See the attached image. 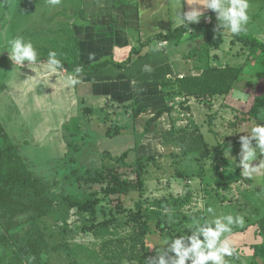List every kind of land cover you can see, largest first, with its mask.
<instances>
[{"label":"crops","instance_id":"obj_1","mask_svg":"<svg viewBox=\"0 0 264 264\" xmlns=\"http://www.w3.org/2000/svg\"><path fill=\"white\" fill-rule=\"evenodd\" d=\"M188 2L62 0L59 6L52 7L46 0H17L8 13L13 17L0 18V44L4 43L6 37L23 36L32 41L37 48L39 61L42 62L47 61L49 51H55L61 61L70 65L73 61L88 66L106 60L113 61L107 65L85 69L79 75L66 66L53 74L45 72L40 64L32 65L31 68L27 66L28 62H25L23 68L14 66L7 51L0 54V99L6 98L12 103L15 114H25L23 123L18 122L19 127L27 126L29 118L33 120L30 130L32 134L26 135L28 138L19 137L25 136L18 132L19 130L12 136L8 134L12 141L19 144L22 154L29 162L33 163L30 160L32 152L45 146L47 141L51 152H55L50 155L51 158H66L71 153L69 142L73 133L80 148L78 156H81L86 148L87 151H97L94 144H98L99 150L109 152L113 156L128 151L130 157L132 151H135L136 158H146L153 156L157 151L166 152V144L171 142L165 139L164 135L171 126L183 121L179 115H191L200 99L183 95L171 99L164 95V90L168 91L169 87H164L162 82L202 72V61L205 57H192L188 50H183L185 46H180L187 43V47H193L194 36L197 32H203L205 37V31L192 30L180 41L166 40L167 43L164 44H161L163 40L156 38V35L166 34L183 25L177 22L178 13L183 15L191 10L192 6ZM249 3L250 22L247 31L264 41V0H249ZM196 7L202 8L201 5ZM0 14L4 13L1 11ZM207 16L217 20L214 12L205 10V17L199 23H204ZM8 23L11 26L6 27ZM225 37L229 38L228 46L226 47L224 39L221 47L215 50L217 62L212 63L220 66L228 63H246L242 76L257 81L263 71L260 61L256 60V57H249L247 47L234 42L231 34L227 33ZM240 51L247 54V60H243ZM70 75L77 79L78 83H67ZM237 92L245 97L243 100L247 99L248 94L238 89H233L227 97L233 94L239 105H242V99L238 97ZM217 97L221 96L210 98L212 104ZM181 104L187 105V113L181 110ZM168 105H172L171 112L164 111L158 115V111ZM136 110L139 114L134 113ZM193 115H196L195 112ZM101 126L106 127L104 133L100 129ZM73 127L75 129L71 132ZM109 127L116 132L115 136L108 135ZM235 140L240 141L239 138ZM224 151L220 156H216L212 151V158H229L230 155L226 156ZM235 158L237 160V157ZM260 159H264V156ZM193 162L196 164L193 168L198 170L201 165L197 160ZM253 163L258 164L259 160ZM236 166L241 174L239 159ZM205 177V173L204 178L199 177L204 186ZM263 178L264 175L254 179L240 175L234 180H225L230 184L222 187H219L217 181H212V193L208 194L206 190L207 194L203 195L205 199H200L198 203L194 200L198 192L192 187L193 200L186 207L191 211L200 210L197 211L200 216L196 215V219L190 218L189 228H194L197 222L203 224L205 220L211 221L214 217L234 215L236 211L233 213L231 211L234 210L226 209L235 200L244 199L247 192L252 194V202H264V193L261 191L264 183H258V180ZM189 186L191 187L190 184ZM232 198L235 200L232 201ZM241 203L243 207V204L247 203L246 199ZM197 204L199 207L203 206V211L199 207L194 208ZM208 208H212L213 212L208 213ZM258 219L259 217H249L244 221L246 224L243 227L233 228L230 243L237 248L240 259L253 257V245L264 241ZM162 237L161 240L165 243L168 236ZM160 245L162 247V244ZM246 252L249 254L244 255Z\"/></svg>","mask_w":264,"mask_h":264},{"label":"trees","instance_id":"obj_2","mask_svg":"<svg viewBox=\"0 0 264 264\" xmlns=\"http://www.w3.org/2000/svg\"><path fill=\"white\" fill-rule=\"evenodd\" d=\"M217 24V20H213L210 24L198 23L190 26L183 24L166 34L156 35V38L180 41L189 31H205L203 44L200 47L193 48L190 55L192 57L199 55L201 58L207 57L208 59L209 57L215 58L217 54L212 55V52L221 47L225 35L228 33L225 32L223 36H218L214 31ZM231 36L234 42H240L249 49V57L260 56L259 61L263 67L260 79L253 81L242 76L246 63H228L225 66H220L208 60L199 74H188L176 80H164L162 85L166 88L169 87L168 91L164 90V95L171 99L177 95H183L196 97L200 100H211L210 98L216 96H227L233 89L242 90L248 94L247 99L251 102L248 109L242 108L238 118L239 122L253 121L256 125L264 123V41L248 31L246 34L239 36L231 34ZM61 62L70 71H75L77 67H80V74H82L85 69L107 65L113 61L106 60L90 66L84 65L79 61H73L71 65ZM247 99L240 100L244 108L246 107ZM171 110L172 105H168L164 109L159 110L158 115L164 111L171 112ZM134 113L139 114V111L136 110ZM73 134L69 142L71 153L63 159L64 161L62 159L56 160L60 166L66 164L74 167L78 161L80 148L74 137L76 135ZM108 135L113 137L116 132L109 127ZM164 138L171 143L179 142L184 157L192 156L201 166L204 159L212 158L213 156L208 142L198 127L190 131L187 128L175 130L174 126H172L164 135ZM0 139L3 142L0 146V211H2L0 212V222L5 228L4 233L0 236V243L9 251H13L22 263L27 264V259L31 258L37 264H51L50 250H56L60 255L66 254L70 259V264L78 263L80 250L85 251L87 248L69 241L72 231L68 224L69 211L72 208H77L80 214L84 215L87 213L91 220L96 221L98 218V206L102 202V198H99L100 191L57 193L53 190V185L50 182L30 167V162L22 154L19 144L11 140L1 121ZM105 154L117 162L122 161L124 166L131 168L136 175L135 179L125 177L115 165L88 167L83 173H80L79 179L87 185L101 184V192L104 194L106 202L121 208L123 201L120 196L123 193L134 190L141 191L143 189L146 165L142 161L146 162L147 159H152L153 156L146 158L137 157L135 163L132 164L127 161L128 151L118 156H113L109 152H105ZM214 159L220 168L230 166L228 157H215ZM237 162H235L236 165ZM223 173L219 174L222 179L217 180L219 187L230 184L229 181H225L226 177ZM75 174H78V172L75 171ZM178 174L180 176L196 175L204 178L202 167L198 170H193L191 173L178 171ZM187 188H190L188 183L186 191L180 195L155 198L147 201V203L138 201L137 213L134 219L137 218L139 224L132 233L117 235L110 228L108 221H106L108 219L101 222H93L91 228H93L94 234H110L102 241V253L99 254L93 251L94 256L100 259H98V264H120L124 259L141 260V258L145 257L148 250L147 234L150 232L148 231L147 223L150 220L156 222L161 234L172 236V238L185 233L190 234V229H192L191 227L189 228L190 218L196 219L195 216L197 215L198 217L199 214L185 212V207L192 202L194 196L192 189L187 190ZM23 212L29 213L27 219L30 222V227L26 229L24 234L16 233L12 235L11 232L22 224L20 221L17 222L16 216ZM47 216H55V223L58 224L57 230L53 226L45 224L47 222L45 217ZM5 218L8 221H5ZM258 225L260 234L264 238V216L258 219ZM56 235L58 238L54 242H50L49 237H56ZM253 247L255 249L252 257L253 261L256 264H264V241L253 245Z\"/></svg>","mask_w":264,"mask_h":264},{"label":"rangeland","instance_id":"obj_3","mask_svg":"<svg viewBox=\"0 0 264 264\" xmlns=\"http://www.w3.org/2000/svg\"><path fill=\"white\" fill-rule=\"evenodd\" d=\"M16 2L17 0H0V12L2 11L4 13V14H0V18L5 16L11 19L13 17L12 14H8V13L13 9ZM9 25L11 26V24L8 23L6 27ZM189 36L190 34L188 35V37ZM194 37L195 38L192 39L194 42L192 43L194 44L193 47L191 46L192 48L187 47L186 45L187 43L182 44L180 47L183 48L185 46L183 50L184 51L188 50L189 53L193 50V48L195 49L197 47H200L201 44H203L204 42V38H205L204 33L197 32V35ZM6 38H4V40ZM227 42H229V38L225 37L224 43L226 44V47L228 46ZM238 49L239 48H237V50ZM247 51L249 52V49ZM240 52H241L240 55L245 61V59L247 58V54L246 55L243 54L244 53L243 51ZM215 53L216 52L214 50L212 52V55ZM259 59L260 56L256 55V60ZM208 60L211 63L213 61L217 62L215 58L209 57L208 59L206 57L205 59H203L202 64L205 65V63L208 62ZM250 102L247 99V104L246 107L244 108L242 107V105H239V102H237L236 97L233 94H231L228 97L227 96L217 97L214 100L213 104L211 103L210 100H199V103L195 104V110H194L196 114L195 116L193 115L194 112L192 111H191V115H189L186 109L187 105L181 104V110L187 114L179 115V117L182 118L183 121L177 123L176 125L174 124L175 125V126L173 125L174 129L180 130L181 128H187L188 130L191 131L196 127L200 128L201 129L200 132H202L206 141L211 147L210 149H213L211 151H214L216 156H220L224 150L226 156L230 155L229 168L224 167L222 169L220 168V166L218 167L216 160L214 159L215 157L206 158V160L202 162V166H200L202 167V172L205 173V176H207L205 177L206 186H204L202 185L203 182L202 179L196 175L180 176L178 174V171L191 173L193 170H195L193 166H195L196 164L193 162L194 161L193 157L190 156L184 157V154L181 152L179 142L168 143V145L166 144V152L160 153L159 151H157L156 154H153L152 159L149 160L147 159L146 162L142 161V163L146 165V169H145L146 174L144 175L145 183L143 189L141 191L134 190L123 193L120 196L123 201V206L121 208L116 207L114 204H110L109 202H106V200L104 199V194L101 192V186H102L101 184L95 183V184L87 185L86 183H84L79 179L80 173H83L86 168L100 167L102 165H106V166L115 165L121 170V172L124 174L125 177H128L130 179H135L136 175L131 170V168L124 166L122 161L117 162L111 157L106 156L104 151L99 150L98 144L93 145L94 148L97 149V151L91 152L90 150L87 151V148L84 149L81 156L77 158L78 161L74 167L72 165L70 166L66 164L60 166L58 164V161L56 160L62 158H58V159L51 158L50 155L55 154V152H51V148L48 145L49 144L48 141L45 143L46 144L45 146L39 147V149H35L32 152V156L30 158V160L33 161V163L30 162V167L34 169L36 173L40 174L43 178H45V180L50 182L51 185H53V190H55L57 193L63 192L66 194L69 192L83 193V192H90L95 190L100 191L99 198H102V202H100L98 206V218L96 219V221L91 220L90 216H88L87 213L84 215L80 214L77 211V208H72L69 211L68 224H69V228L72 230L70 233L69 241L87 248V250L85 251L80 250L79 252L80 260H78V263L76 264H98L100 259L94 256L93 251H96L97 253L101 254L102 241L107 236H110V234L108 235L94 234L93 228H91V224H93V222L96 223L108 219L106 221H108L110 228L117 235L129 234L132 233L139 224L138 219L137 218L134 219L135 214L137 213L138 201H143L147 203V201L153 200L155 198L169 197L170 195H174V196L180 195L181 193H184L186 191V185L189 182V184L191 185L190 188L193 189L192 187H194V190L198 192L197 194H195V199H194L196 203H198L200 202L199 201L200 199L203 200L205 199V197L203 198V195L207 194V192L208 194L212 193L211 191L212 185H210V183L212 181L214 182L217 181L218 179H222L221 176L219 177L220 173L224 172L223 174L225 175L226 180L227 179L234 180L237 176H240L241 175L240 170L237 169L235 162H237V160L240 159L239 153L241 150V144L240 141H237L235 139L236 138L240 139L241 136L248 135L251 129L254 126H256L255 122L253 121L241 123V121L239 122L238 119L240 116V112L242 111V108L248 109L250 107L249 105ZM12 107L13 104L7 101L6 98H3V100L0 99L1 122L3 123L8 134H11V136L14 135L16 131L19 130L18 132L22 133V135H25L23 137L19 135V137L28 138L26 135L32 134L30 131L31 128L33 127L32 118L28 119L27 126L19 127V123H23L26 116L23 112H21L22 115L15 114ZM105 128L106 127L104 126L100 127L102 133H104ZM74 129L75 127L71 129V132H73ZM214 132H216V134ZM2 144L3 142L0 139V146ZM235 157H237V160ZM135 158H136V152L132 151V154L130 155V157L127 158V161L129 163L134 164ZM62 161L64 160L62 159ZM75 171H77L78 174H75ZM258 181L259 184H263L264 178ZM190 188H187V190ZM215 188L216 187H213V189ZM206 190L208 191L206 192ZM261 191L262 193H264V188ZM244 199H246L247 203L243 204L242 207L241 202ZM244 199L241 198L239 201H237L234 198H232V201L234 200L235 201L233 204H230L228 206V209L226 210L227 211L234 210L231 211L233 213L236 211L233 216H237V215L243 216L244 221L245 220L247 221V218L249 217L253 219L257 217L261 218L262 216H264V202L262 200H259L258 202H252L254 198L252 194L249 192H247ZM210 205L212 204L210 203ZM197 207H199L198 204L194 206V208ZM199 208L203 211V206L200 205ZM187 209L188 208L186 207L185 212L189 214L197 213V211H200V210L191 211V209L190 210ZM215 209L218 210V208ZM28 216L29 213L27 212L19 213L16 216L17 222L20 221L22 222V224L16 227L11 232L12 235L16 233L24 234L26 229L30 227V222L27 219ZM45 220L47 221L45 224H49L53 226L55 230H57L58 224L55 223L56 222L55 216H47L45 217ZM5 221H8V219L5 218ZM244 224H246V222H244ZM147 226H148V231L150 232H148L147 234L148 250L146 252L147 253L146 256L141 258V260L124 259L123 262H121L120 264H147V260L150 257H154L157 255V249L161 248L160 244H162V247L165 245V243L162 242L161 238H163L162 235H164V237L168 235L161 234V232L158 230L156 226V222L154 220H150L147 223ZM4 231L5 228L3 227L2 223H0V235L4 233ZM57 238H58L57 235L56 237L55 236H53L52 238L49 237V241L54 242V240ZM169 239L170 240L173 239L172 236L166 237L167 241H170ZM3 247L4 246L2 245L1 248V244H0V254L3 252L0 258V264H6L13 257V252ZM226 259L228 261V264H256L253 261V258L250 256L244 259H240V258L237 259L235 257H229ZM27 260H28L27 264H37L34 263L33 260H31V258H28ZM69 262L70 259L67 257L66 254L63 253L60 255L56 250H50L51 264H70Z\"/></svg>","mask_w":264,"mask_h":264},{"label":"clouds","instance_id":"obj_4","mask_svg":"<svg viewBox=\"0 0 264 264\" xmlns=\"http://www.w3.org/2000/svg\"><path fill=\"white\" fill-rule=\"evenodd\" d=\"M46 2L55 7L59 6L62 0ZM188 4L192 6L191 10L183 15L179 12L178 23L188 26L198 24L205 17V10H211L216 14L218 21L214 29L218 36H223L225 32L235 36L247 32V25L250 22L249 0H192ZM197 5H201L202 8L196 7ZM5 51L14 66L23 68L25 62H28L27 66L31 68L32 65L40 64L45 72L53 74L63 69V64L55 51H49L46 62L39 61L37 48L31 40H26L23 36L6 38L4 43L0 44V54ZM80 73L81 68L77 67L75 74ZM67 83L76 84L78 80L70 75ZM237 95L240 99H245L242 94ZM240 144L241 176L254 179L264 175V159H260L264 156V123L257 124L248 135L241 136ZM257 160L259 163L254 164L253 162ZM207 212L212 213L213 209L208 208ZM243 225V216L232 214L214 217L211 221L205 220L203 224L197 222L196 226L190 229V234L185 233L166 241L163 247L157 249V255L147 260V264H228L226 258L238 259L240 255L237 248L230 243L233 228Z\"/></svg>","mask_w":264,"mask_h":264},{"label":"flooded vegetation","instance_id":"obj_5","mask_svg":"<svg viewBox=\"0 0 264 264\" xmlns=\"http://www.w3.org/2000/svg\"><path fill=\"white\" fill-rule=\"evenodd\" d=\"M1 223V222H0ZM1 236V235H0ZM1 244V243H0ZM1 248H2V244H1ZM3 248H5V247H3ZM11 252H13V251H11ZM3 253V252H2ZM1 253V254H2ZM1 254H0V258H1ZM19 263H21V264H26V263H22L20 260H19V258H17L16 257V255H15V253L13 252V257H12V259H10L9 260V262H7L6 264H19Z\"/></svg>","mask_w":264,"mask_h":264},{"label":"built area","instance_id":"obj_6","mask_svg":"<svg viewBox=\"0 0 264 264\" xmlns=\"http://www.w3.org/2000/svg\"><path fill=\"white\" fill-rule=\"evenodd\" d=\"M208 17H209V16H207V17L204 19V23H206V24H210V23L213 22V19H212V18H211V19H208ZM164 43H167V41H166V40H163V41L161 42V44H164Z\"/></svg>","mask_w":264,"mask_h":264}]
</instances>
